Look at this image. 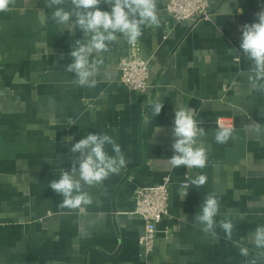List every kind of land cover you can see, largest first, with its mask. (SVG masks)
I'll use <instances>...</instances> for the list:
<instances>
[{"label":"crops","instance_id":"crops-1","mask_svg":"<svg viewBox=\"0 0 264 264\" xmlns=\"http://www.w3.org/2000/svg\"><path fill=\"white\" fill-rule=\"evenodd\" d=\"M207 1L209 20L190 24L175 22L159 0L162 27H144L137 43L148 66L144 92L119 81L117 62L127 54L126 39L103 54L97 86L80 87L65 70L75 41L86 39L80 29L58 26L46 0H16L0 13V264H246L251 257L239 255L219 227L213 240L193 225L209 193L220 200L216 220L231 212L233 241L255 256L248 241L264 225V91L249 83L251 62L235 57L242 26L257 21L264 0ZM229 48L237 50L229 55ZM157 99L164 106L155 117L147 105ZM180 104L206 130L199 138L208 149L203 169L168 164ZM218 120L234 128L224 144L214 139ZM90 132L113 137L126 167L86 186L91 205L60 209L62 197L48 185L60 170L78 166L71 145ZM106 150L112 154L110 145ZM198 174L207 183L190 186L183 199L181 185ZM164 176L170 177L168 214L156 226L146 257L133 193Z\"/></svg>","mask_w":264,"mask_h":264},{"label":"clouds","instance_id":"clouds-1","mask_svg":"<svg viewBox=\"0 0 264 264\" xmlns=\"http://www.w3.org/2000/svg\"><path fill=\"white\" fill-rule=\"evenodd\" d=\"M16 0H0V13L7 12ZM159 0H46L52 9L51 18L60 27L70 32L80 29L86 39H77L69 53L72 62L66 71L74 73L73 82L80 87L95 88L98 84L96 74L105 63L104 53L111 51L109 45L121 43L124 38L130 45H136L143 35V28H160L163 21L158 13ZM107 5L110 10H102L100 5ZM257 21L242 26L241 42L236 60L243 55L251 62L248 73L249 83L254 90L264 91V10L257 12ZM119 34V35H117ZM235 48H229L233 55ZM156 117L161 113V99L149 100ZM234 128L220 124L214 133L216 143H227L233 137ZM206 130L195 118L191 109L178 105L174 115L172 149L174 154L168 164L172 168L186 166L191 169H203L207 166L208 149L200 142ZM111 146V153L106 146ZM77 163L70 170H60L58 179L52 180L48 187L62 197L58 205L60 209L83 210V206L91 205L93 197L86 190L101 184L110 175L119 174L126 167L127 161L120 144L106 133L90 132L71 145ZM207 183V176L198 174L190 184H182L180 195L183 199L188 195L190 186L201 188ZM98 203V201H97ZM69 214V213H62ZM220 200L215 193H209L200 204L199 212L194 217L193 225L202 231L205 237L213 240L219 238L217 227L224 233V239L233 242L239 255L249 258L246 264H258L264 259V225H257L249 234V244L256 250L252 256L251 249L241 241H233V233L237 225L233 214L228 212L219 221ZM239 219L244 217L240 216Z\"/></svg>","mask_w":264,"mask_h":264},{"label":"built area","instance_id":"built-area-1","mask_svg":"<svg viewBox=\"0 0 264 264\" xmlns=\"http://www.w3.org/2000/svg\"><path fill=\"white\" fill-rule=\"evenodd\" d=\"M165 10L175 22L196 24L210 18L207 0H165ZM117 68L120 72V83L129 90L144 92L148 88V66L140 56L138 44L129 45L127 54L117 62ZM220 124L218 120L217 125ZM169 185L170 177L164 176L157 185L138 188L133 193L135 214L144 224L139 246L146 257L153 251L156 226L168 214Z\"/></svg>","mask_w":264,"mask_h":264}]
</instances>
